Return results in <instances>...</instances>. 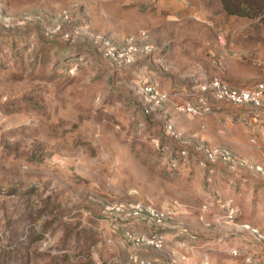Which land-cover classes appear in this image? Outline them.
<instances>
[{"label":"rangeland","instance_id":"obj_1","mask_svg":"<svg viewBox=\"0 0 264 264\" xmlns=\"http://www.w3.org/2000/svg\"><path fill=\"white\" fill-rule=\"evenodd\" d=\"M192 9L178 19L142 0H0V264H133L107 209L131 199L177 212L167 246L187 245L189 259L179 264H264V176L219 166L208 184L196 162L201 144L263 159L248 129L264 123V106L253 113L209 94L208 114L175 108L194 101L196 78L264 81L241 74L264 73V0H197ZM131 36L135 46L160 51L124 64ZM144 81L167 94L160 107L148 101ZM217 112L227 135L244 131L256 148L237 151L221 134L208 142L197 127ZM235 171L257 174L260 183L244 193L246 183L235 182L230 196L219 186ZM226 200L235 225L224 218ZM245 222L258 233L241 230ZM178 226L185 231L173 232ZM232 246L245 253L230 254ZM142 254L168 264L159 251Z\"/></svg>","mask_w":264,"mask_h":264},{"label":"built area","instance_id":"obj_2","mask_svg":"<svg viewBox=\"0 0 264 264\" xmlns=\"http://www.w3.org/2000/svg\"><path fill=\"white\" fill-rule=\"evenodd\" d=\"M63 21H68L67 13H62ZM60 26L57 25V28ZM139 36L146 37V32L140 31ZM221 34L219 40L221 41ZM134 37H129L123 51V63L129 64L135 58L137 53L149 55L153 52L160 51L159 47L151 43H144L141 46H135ZM191 87V95L194 101H185L176 104L177 110L186 111L194 116H202L212 111L211 105L208 102L207 95L218 101H224L234 105H244L253 113L261 111L264 106V81H257L249 86H232L224 81L219 76L210 78H196ZM148 101L152 103L155 99V106L160 107L161 102L167 98V94L157 87L153 81H147L144 84ZM154 102V101H153ZM143 114L147 115L151 112L152 106L144 107ZM243 119L246 117L242 116ZM166 131L170 135L177 137L170 124L166 125ZM200 156L196 161L201 167L205 169V179L209 184L213 181L212 174L220 172L219 166H224L228 171H234L237 167H246L251 172L260 173L264 176V166L260 163H254L245 159H235L231 153L219 147H210L206 144L199 145ZM182 156H187L185 147L180 150ZM180 155V156H181ZM171 166L176 167L177 161H170ZM208 203L203 204V208H207ZM222 206L226 209L224 218L231 225H235V208L231 201H224ZM108 210H113V216L109 219V224L118 228L122 242L127 247L128 259L133 264H150V261L144 258L142 251L149 249L152 251H159L167 259L168 264H179L187 262L189 259L188 247L182 241L177 246L168 247V234L176 215L173 209L159 207L151 202L142 199H131L124 203H113L109 205ZM146 226L145 230H141V226ZM175 226V225H174ZM176 227V226H175ZM243 231H250L251 233H258L257 229L250 223H242L239 225ZM185 230L181 226L173 232L176 234L183 233ZM172 232V233H173ZM174 233V234H175ZM264 240V235H261ZM228 252L234 256L245 253L244 248L232 246L228 248ZM252 257V256H251ZM251 257H247V260ZM203 258H207L206 255ZM253 261H258L254 258ZM101 264H112L110 259L104 260Z\"/></svg>","mask_w":264,"mask_h":264},{"label":"crops","instance_id":"obj_3","mask_svg":"<svg viewBox=\"0 0 264 264\" xmlns=\"http://www.w3.org/2000/svg\"><path fill=\"white\" fill-rule=\"evenodd\" d=\"M142 1H144V3H147L148 5L150 4L152 7H155L156 11L165 10L169 18H178V19L180 16L183 15L182 14L183 9L187 10L193 8L190 11H194V6L197 5V0H142ZM234 61H238V60L235 59ZM241 74L245 75L248 79L255 77L264 79V73L254 72L252 74L250 73H241ZM238 77L243 79L246 78L243 76H238ZM222 117H224V115L221 112H217L214 117H208L205 118L204 120H201L202 122H205L203 128L200 129V127H197L200 130V134L202 136H205L208 142L212 144L216 142H220V140L223 139H221L220 137H213L212 134H221L228 139L227 142L237 151L248 152L249 148H251V150L256 148L250 142V139L247 138V136L245 135L246 133L244 131L239 130L238 132L237 131L235 132L233 130L230 131L229 135H227V133L224 132V129L220 125V119ZM256 117L258 121L263 122L262 120L259 119L260 116H256ZM248 132H250L252 135H256V134L258 135V142L260 145H258L257 147L264 149V123L256 124L255 126H250ZM255 160L256 163L259 162L264 166V157L263 159H259V161L257 158ZM221 168L223 169L224 167L221 166ZM252 175H248V174L246 175V173H243V171H235L231 174H228L227 175L228 177L226 176L225 178H223V180H221L220 182L219 187L220 189L221 187H224L226 190L225 189L223 190L227 191V194L231 196V192H235L234 188L236 189L239 187V185L236 183L238 182L241 183L242 185V181H243V183L244 182L246 183V189L244 191V193H246L247 191H250V188L251 189L253 188L252 186V184H254L253 182H255L256 184L260 183L259 182L260 177H258L259 175L257 174H252ZM228 180L236 183L235 184L233 183V185L229 186Z\"/></svg>","mask_w":264,"mask_h":264},{"label":"trees","instance_id":"obj_4","mask_svg":"<svg viewBox=\"0 0 264 264\" xmlns=\"http://www.w3.org/2000/svg\"><path fill=\"white\" fill-rule=\"evenodd\" d=\"M227 10H228L229 12H235V11H232V9H228V8H227ZM240 14H241V13H240ZM262 18H264V17H262ZM143 83L145 84V83H147V82L144 81Z\"/></svg>","mask_w":264,"mask_h":264}]
</instances>
